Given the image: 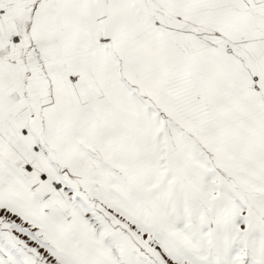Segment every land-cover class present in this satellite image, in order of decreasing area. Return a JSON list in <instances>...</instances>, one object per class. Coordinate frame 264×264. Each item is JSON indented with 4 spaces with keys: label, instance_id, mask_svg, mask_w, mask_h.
Wrapping results in <instances>:
<instances>
[{
    "label": "snow or ice",
    "instance_id": "snow-or-ice-1",
    "mask_svg": "<svg viewBox=\"0 0 264 264\" xmlns=\"http://www.w3.org/2000/svg\"><path fill=\"white\" fill-rule=\"evenodd\" d=\"M0 264H264V0H0Z\"/></svg>",
    "mask_w": 264,
    "mask_h": 264
}]
</instances>
